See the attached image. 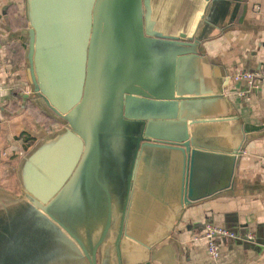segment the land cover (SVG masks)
Segmentation results:
<instances>
[{
  "label": "water",
  "instance_id": "water-1",
  "mask_svg": "<svg viewBox=\"0 0 264 264\" xmlns=\"http://www.w3.org/2000/svg\"><path fill=\"white\" fill-rule=\"evenodd\" d=\"M225 1L26 0L31 80L68 127L26 160L23 197L0 203V264H98L115 219L117 264H178L177 215L228 186L238 153L195 69Z\"/></svg>",
  "mask_w": 264,
  "mask_h": 264
},
{
  "label": "crops",
  "instance_id": "crops-1",
  "mask_svg": "<svg viewBox=\"0 0 264 264\" xmlns=\"http://www.w3.org/2000/svg\"><path fill=\"white\" fill-rule=\"evenodd\" d=\"M223 3L202 35L195 69L197 80L221 96L220 110L233 118L222 137L238 153L230 157L228 186L215 192L217 184H206L177 215L169 245L178 264H264V83L251 89L228 79L238 68L264 66V0ZM29 30L26 0H0V203L24 195V164L38 148L27 156L25 147L39 140L33 124L38 121L44 130L59 121L31 80ZM207 225L238 235L217 237L216 258L202 236ZM248 234L254 241L246 240Z\"/></svg>",
  "mask_w": 264,
  "mask_h": 264
},
{
  "label": "built area",
  "instance_id": "built-area-1",
  "mask_svg": "<svg viewBox=\"0 0 264 264\" xmlns=\"http://www.w3.org/2000/svg\"><path fill=\"white\" fill-rule=\"evenodd\" d=\"M228 79L234 82H244L249 88H257L264 83V66L260 67L257 71H249L243 68H238L228 75ZM240 96H247V92H238ZM22 153V152H21ZM202 236L208 240V251L216 258L218 256V245L216 243L217 237H231L236 238L238 235L232 231L207 225L202 232ZM246 240L254 241L255 237L252 234L245 235Z\"/></svg>",
  "mask_w": 264,
  "mask_h": 264
},
{
  "label": "rangeland",
  "instance_id": "rangeland-1",
  "mask_svg": "<svg viewBox=\"0 0 264 264\" xmlns=\"http://www.w3.org/2000/svg\"><path fill=\"white\" fill-rule=\"evenodd\" d=\"M154 76H156V77L153 79H155V81H157L156 78H158V76L157 75H154ZM54 115L58 118L59 121L57 122V120H56L54 123H52L53 125H51V127L44 128V130H43V129H41L42 128L41 124L38 121L35 124H33V126L31 127V130H33L34 134L39 137V140L36 141V143L35 142L32 143V147H34V146L35 147L31 148L28 151L27 156H29L37 147L41 146L43 142L47 141L49 138L54 137L55 135H57L58 133H61L64 130V126H65L64 124H66L65 120L55 113H54ZM48 120H51V119L46 118L45 122L47 123ZM222 142H224V141H222ZM222 144H224V143H222ZM207 171L210 172L209 169ZM199 172H202V171L199 170ZM12 178L13 177L10 178L11 183H12ZM30 227H32V226H30ZM30 227L26 225L24 228L21 229V231L27 232V231H29ZM24 235L25 234H21L18 236V238H21ZM8 253H9V245H5L4 247L0 246V259L6 258L8 256ZM11 258L13 259V256ZM177 263H178V261H177ZM10 264H14V263H10Z\"/></svg>",
  "mask_w": 264,
  "mask_h": 264
},
{
  "label": "flooded vegetation",
  "instance_id": "flooded-vegetation-1",
  "mask_svg": "<svg viewBox=\"0 0 264 264\" xmlns=\"http://www.w3.org/2000/svg\"><path fill=\"white\" fill-rule=\"evenodd\" d=\"M64 215H66V214H64ZM103 219H105V216L103 217ZM69 220H71L72 222L75 221V220L70 219V218H69ZM105 221H106V219H105ZM102 228L103 227L101 226L100 229L102 230ZM39 229H40V227H39ZM39 229L37 226V228L33 229V231H38ZM117 231H118V225H117V222L115 219V220H112V222H111L109 231L107 233V236L105 237V241H103L98 246V249H97V263L98 264H102V261L105 259L106 255H107V251H109L110 249H111V255L113 256L112 257L113 262H115L117 264V258H116L117 250H116V245H115L117 233H118ZM89 251H91V250H89Z\"/></svg>",
  "mask_w": 264,
  "mask_h": 264
},
{
  "label": "trees",
  "instance_id": "trees-1",
  "mask_svg": "<svg viewBox=\"0 0 264 264\" xmlns=\"http://www.w3.org/2000/svg\"><path fill=\"white\" fill-rule=\"evenodd\" d=\"M29 139H30V138H29ZM31 139H32V138H31ZM32 143H33V142H31V145L25 147V150H26V151H29V150L32 148Z\"/></svg>",
  "mask_w": 264,
  "mask_h": 264
}]
</instances>
